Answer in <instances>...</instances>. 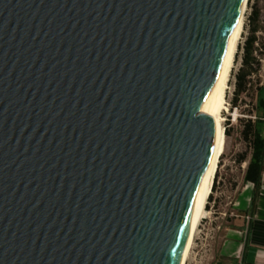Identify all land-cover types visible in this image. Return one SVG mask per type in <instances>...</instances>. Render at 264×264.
<instances>
[{
	"label": "water",
	"instance_id": "95a60500",
	"mask_svg": "<svg viewBox=\"0 0 264 264\" xmlns=\"http://www.w3.org/2000/svg\"><path fill=\"white\" fill-rule=\"evenodd\" d=\"M243 4L0 0V264L179 263Z\"/></svg>",
	"mask_w": 264,
	"mask_h": 264
},
{
	"label": "rangeland",
	"instance_id": "374dc122",
	"mask_svg": "<svg viewBox=\"0 0 264 264\" xmlns=\"http://www.w3.org/2000/svg\"><path fill=\"white\" fill-rule=\"evenodd\" d=\"M250 5H256L261 12L262 31L258 33L261 41H264V0H250ZM248 4L245 27L239 45L242 46L248 36L250 27L248 17L252 10ZM239 51V50H238ZM237 51V52H238ZM242 51L236 60L230 79V87L227 93L229 112L223 113L226 134V150L221 157L219 169L215 181L216 189H213L212 201L209 200L210 214L204 218L194 238L192 250L186 264H215L219 260V252L224 239L225 230L228 227L240 224L235 216L234 204L245 188L244 172L250 157L251 150L245 143L242 132L245 121L255 119V106L257 100L256 85H264V60L259 74L252 79L249 91L241 95L237 107H233L236 90V74L242 66ZM237 55V54H236ZM264 126H260L262 129ZM242 154H248L246 163L239 164L237 159ZM241 220V219H239Z\"/></svg>",
	"mask_w": 264,
	"mask_h": 264
},
{
	"label": "trees",
	"instance_id": "16d2710c",
	"mask_svg": "<svg viewBox=\"0 0 264 264\" xmlns=\"http://www.w3.org/2000/svg\"><path fill=\"white\" fill-rule=\"evenodd\" d=\"M250 5V3H249ZM252 10L248 17L250 31L245 38L242 46L239 45L236 60L239 57V52L242 51V66L236 74V90L234 99L232 101L233 107H237L241 95L247 93L251 87L252 79L256 77L264 60V41H261L258 33L262 31L261 27V12L257 6L250 5ZM256 106L255 119H248L245 121L242 132L245 143L249 146L251 153L248 160V154H242L237 159L239 164L247 163L244 174V183H250L254 187V195L252 200V208H255V200L259 195L262 187V177L264 174V130L260 131V126H264V85H256ZM228 135V132L226 131ZM216 179V178H215ZM217 182H214L213 189H216ZM210 196L209 200L212 201ZM209 209V206L207 207ZM253 215V211L251 213Z\"/></svg>",
	"mask_w": 264,
	"mask_h": 264
},
{
	"label": "bare ground",
	"instance_id": "6f19581e",
	"mask_svg": "<svg viewBox=\"0 0 264 264\" xmlns=\"http://www.w3.org/2000/svg\"><path fill=\"white\" fill-rule=\"evenodd\" d=\"M249 1L250 0H244V4L238 17V25L235 37L203 111L206 115L216 120V144L200 196L191 211L187 228V236L178 264H186L188 262L187 260L189 259L199 225L204 220V218L210 214L209 209L207 208L209 205V198L213 193V186L219 169L220 160L225 153L227 144L226 131L224 127L225 118L223 113L229 112L227 93L230 87V79L235 65V58L239 48V43L244 32L245 18Z\"/></svg>",
	"mask_w": 264,
	"mask_h": 264
},
{
	"label": "crops",
	"instance_id": "0c3cea01",
	"mask_svg": "<svg viewBox=\"0 0 264 264\" xmlns=\"http://www.w3.org/2000/svg\"><path fill=\"white\" fill-rule=\"evenodd\" d=\"M263 130L264 127L260 129ZM253 195V185L245 184L234 204L236 221L240 224L226 228L215 264H264V174L255 208H252Z\"/></svg>",
	"mask_w": 264,
	"mask_h": 264
}]
</instances>
